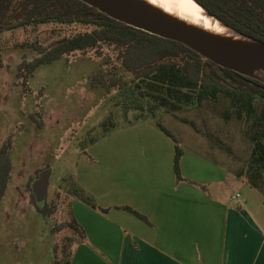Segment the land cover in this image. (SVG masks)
Instances as JSON below:
<instances>
[{"label":"rangeland","instance_id":"obj_1","mask_svg":"<svg viewBox=\"0 0 264 264\" xmlns=\"http://www.w3.org/2000/svg\"><path fill=\"white\" fill-rule=\"evenodd\" d=\"M84 29L50 22L0 33V147L9 143L11 157L8 185L0 200V264H53L55 255L63 264L74 233L56 226L70 220L71 201L78 198L70 194L64 176L71 174L78 185L99 182L93 188L99 193L106 169L119 163L122 152L161 149L170 154L174 141L156 120L170 130L186 156L194 150L201 155L200 167L215 162L225 168L227 184L221 186L225 198L236 191L247 195L248 187L237 177H244L251 143L239 121L222 116L224 103L181 105L172 111L147 96L142 108L125 110L126 87L91 84L100 70L131 78L112 52L98 57L93 50L76 51L39 65L28 78L19 73L22 59L35 55L30 44L46 45ZM140 88L148 91L144 83ZM103 121L109 129L100 135ZM44 168L51 172L42 212L30 185Z\"/></svg>","mask_w":264,"mask_h":264},{"label":"trees","instance_id":"obj_2","mask_svg":"<svg viewBox=\"0 0 264 264\" xmlns=\"http://www.w3.org/2000/svg\"><path fill=\"white\" fill-rule=\"evenodd\" d=\"M195 1L223 23L264 42V0ZM50 22L77 24L86 26V29L54 39L46 45L37 42L30 44L35 52L34 57L23 58L18 66L19 73L24 78H28L39 65L51 63L76 51L93 50L98 57L112 52L122 70L129 73L131 78L128 80L116 71L105 75L100 70L91 79V84L104 85L107 88L126 87L123 103L125 110L142 108L143 98L147 96L172 111L181 105L222 102V116L234 117L239 121L244 136L251 143L250 158L245 165L244 175L239 173L264 197L263 81L218 66L180 42L115 20L81 0H0V33ZM141 83L148 88L147 92L141 90ZM155 124L174 141L173 171L176 181L179 182L184 179L180 171L183 151L168 128L157 120ZM100 125L103 126L100 133L102 135L109 128L105 121ZM110 127L114 126L111 124ZM10 171L9 143H4L0 147V200L8 185ZM64 179L69 181L71 195L101 212L108 210L98 205L93 196L76 184L71 174L64 176ZM46 207L47 202L42 207L36 206L42 212ZM120 207L149 222L144 214L130 206ZM69 213L70 220L58 224L56 230H72L74 236L69 241L73 247L85 242L86 238L70 208ZM72 247L66 252L67 259L63 264H70ZM53 264H61L56 255Z\"/></svg>","mask_w":264,"mask_h":264},{"label":"crops","instance_id":"obj_3","mask_svg":"<svg viewBox=\"0 0 264 264\" xmlns=\"http://www.w3.org/2000/svg\"><path fill=\"white\" fill-rule=\"evenodd\" d=\"M127 153L106 169L99 193L93 191L99 182H79L108 210L71 201L86 241L72 247L70 264H264V197L244 177L237 178L247 195L233 199L236 191L228 199L221 191L225 168L215 162L200 167L195 150L190 156L183 151L179 182L174 151ZM125 205L149 222L120 207Z\"/></svg>","mask_w":264,"mask_h":264},{"label":"water","instance_id":"obj_4","mask_svg":"<svg viewBox=\"0 0 264 264\" xmlns=\"http://www.w3.org/2000/svg\"><path fill=\"white\" fill-rule=\"evenodd\" d=\"M127 25L175 40L218 66L264 82V42L243 34L215 17L227 30L217 32L183 19L149 0H81ZM201 6V5H200ZM50 168L31 183L36 204H45Z\"/></svg>","mask_w":264,"mask_h":264},{"label":"bare ground","instance_id":"obj_5","mask_svg":"<svg viewBox=\"0 0 264 264\" xmlns=\"http://www.w3.org/2000/svg\"><path fill=\"white\" fill-rule=\"evenodd\" d=\"M183 19L207 29L225 32V28L215 17L209 15L195 0H149Z\"/></svg>","mask_w":264,"mask_h":264},{"label":"built area","instance_id":"obj_6","mask_svg":"<svg viewBox=\"0 0 264 264\" xmlns=\"http://www.w3.org/2000/svg\"><path fill=\"white\" fill-rule=\"evenodd\" d=\"M239 195H240L239 193H235V194L232 196V198H233V199H237V198L239 197Z\"/></svg>","mask_w":264,"mask_h":264}]
</instances>
